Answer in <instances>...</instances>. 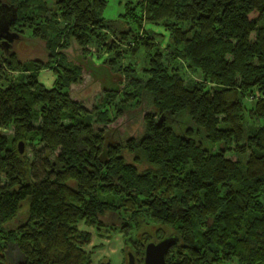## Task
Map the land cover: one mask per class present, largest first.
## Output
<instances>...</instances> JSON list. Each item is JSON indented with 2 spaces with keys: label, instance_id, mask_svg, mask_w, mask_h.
<instances>
[{
  "label": "trees",
  "instance_id": "obj_1",
  "mask_svg": "<svg viewBox=\"0 0 264 264\" xmlns=\"http://www.w3.org/2000/svg\"><path fill=\"white\" fill-rule=\"evenodd\" d=\"M0 1V25L46 52L0 47V264H92L90 228L135 264L167 235L166 264H264V0H119L117 20L108 0ZM70 40L125 81L91 109L68 94ZM143 102L142 134L106 145Z\"/></svg>",
  "mask_w": 264,
  "mask_h": 264
},
{
  "label": "rangeland",
  "instance_id": "obj_2",
  "mask_svg": "<svg viewBox=\"0 0 264 264\" xmlns=\"http://www.w3.org/2000/svg\"><path fill=\"white\" fill-rule=\"evenodd\" d=\"M124 2H119V0H108L107 6L103 12V16L109 20H117V13L122 9ZM147 24L144 25V27ZM154 31L164 32L162 27L153 26ZM166 35V33H165ZM29 32L26 31L23 37L11 42L10 48L15 52L17 59L24 61L27 59H40L44 61L46 58V52L43 47L42 42L33 37H28ZM166 36L161 42V46L164 45ZM89 53H82V49L72 40H70L69 45L62 50L68 61L73 64L78 65L82 68V75H80V80L74 84L69 85L68 94L69 96L82 102L85 107L91 109L95 103L99 102L102 97V92L104 88H122L125 81L122 76L114 71L108 69L105 64L101 63V58L98 57V52L95 47H88ZM143 52V51H141ZM140 54V53H139ZM105 55V54H104ZM140 55L134 56V61H139ZM127 59H123L122 63H127ZM15 72L8 73V77H13ZM190 76L191 78H197V75L189 74L185 72V77ZM52 76L47 69H42L38 73V80L42 82L43 85H49ZM149 109V106L144 102L138 107L129 108L124 111L122 115L117 118L113 123L107 126L104 138L105 144H124L125 140L129 137H139L143 132V113ZM99 127V126H97ZM1 134H8L10 130L3 131L0 130ZM24 148V146H23ZM25 153L29 155V148L25 147ZM128 161H131V156H126ZM140 170L146 169V164H141L138 166ZM25 204H21V208L18 211L16 219L7 224L8 226L13 225L16 220H20L24 216ZM79 227H84L83 224L79 223ZM91 242L88 243L87 248L91 246L93 249L92 263L93 264H127V256L124 258L123 252L121 250L122 235L121 233H111L107 238L98 236L93 229H91ZM136 233V232H135ZM132 231V236L135 234ZM105 244H102V242ZM128 251L131 250L130 246H126ZM126 259V261H124ZM215 264H238L235 259L228 260L222 263Z\"/></svg>",
  "mask_w": 264,
  "mask_h": 264
},
{
  "label": "water",
  "instance_id": "obj_3",
  "mask_svg": "<svg viewBox=\"0 0 264 264\" xmlns=\"http://www.w3.org/2000/svg\"><path fill=\"white\" fill-rule=\"evenodd\" d=\"M15 18V10H13V14L10 17L11 20ZM6 30L7 33L0 34L2 40L0 45L3 49H7L10 45V42L13 38L16 37L15 32H9L7 29V25H0V29ZM163 114L160 115L159 121L162 120ZM17 150L19 153L22 152V142H17ZM178 240L176 235H167L157 241H149L146 242L143 249V259L142 264H166V251L169 246ZM127 262L128 264H135L134 263V256L131 251H127Z\"/></svg>",
  "mask_w": 264,
  "mask_h": 264
},
{
  "label": "flooded vegetation",
  "instance_id": "obj_4",
  "mask_svg": "<svg viewBox=\"0 0 264 264\" xmlns=\"http://www.w3.org/2000/svg\"><path fill=\"white\" fill-rule=\"evenodd\" d=\"M0 2H4V1H0ZM9 31V30H8ZM9 32H14L13 30H11V31H9ZM5 33H7L6 32V30H3L2 28L0 29V34H5ZM15 33H16V37L15 38H13L12 39V41L11 42H13V41H15V40H17V39H19V33L15 30ZM1 40H2V37L0 36V42H1ZM11 42H10V45H9V49H10V46H11ZM0 47L1 48H3L1 45H0ZM8 48L5 50V51H7L8 50Z\"/></svg>",
  "mask_w": 264,
  "mask_h": 264
},
{
  "label": "crops",
  "instance_id": "obj_5",
  "mask_svg": "<svg viewBox=\"0 0 264 264\" xmlns=\"http://www.w3.org/2000/svg\"><path fill=\"white\" fill-rule=\"evenodd\" d=\"M48 70V69H47ZM49 71V70H48ZM50 72V71H49ZM51 74V73H50ZM41 82V81H40ZM42 83V82H41ZM50 84H51V80H50V83H49V85H47V86H50ZM46 86V85H45ZM90 230V229H89ZM90 232H91V230H90ZM104 238H107V239H105V240H108V237H104ZM91 242V241H90ZM102 242V244H105V242H103V241H101ZM88 245V244H87ZM87 245L85 246L86 248H87ZM87 249H91V246L89 247V248H87ZM92 256H93V254H92ZM92 256H91V259H92ZM93 264V263H92Z\"/></svg>",
  "mask_w": 264,
  "mask_h": 264
}]
</instances>
